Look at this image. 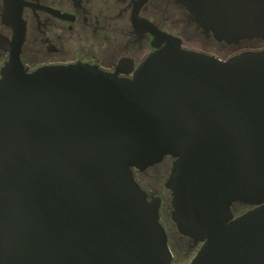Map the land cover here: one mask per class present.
Segmentation results:
<instances>
[{"label":"water","instance_id":"obj_1","mask_svg":"<svg viewBox=\"0 0 264 264\" xmlns=\"http://www.w3.org/2000/svg\"><path fill=\"white\" fill-rule=\"evenodd\" d=\"M175 2L217 42L264 40V0ZM21 7L4 0L0 264H173L160 198L132 173L164 156L170 218L199 244L188 264H264V48L221 59L152 27L131 77L28 71Z\"/></svg>","mask_w":264,"mask_h":264},{"label":"flooded vegetation","instance_id":"obj_2","mask_svg":"<svg viewBox=\"0 0 264 264\" xmlns=\"http://www.w3.org/2000/svg\"><path fill=\"white\" fill-rule=\"evenodd\" d=\"M20 1L24 38L19 57L28 71L43 65L83 62L117 72L121 77H131L135 68L154 50V36L149 30L152 27L179 38L181 47L206 54L209 53L189 44L193 38L188 36L187 28L192 26L204 39H213L211 34H204L197 27L188 11L175 0ZM3 16L4 0H0V68L9 56L3 48L5 39L10 40L12 36V29L4 23ZM172 161L171 156H164L159 163L144 170L132 168V173L147 199L160 198L159 220L167 233L169 248L174 241L194 249L195 253L199 244L180 234L170 218L171 196L164 182ZM150 169L162 173V184L158 185L149 174ZM247 208L239 203L232 205L236 213ZM162 214L167 216L172 231L162 221Z\"/></svg>","mask_w":264,"mask_h":264},{"label":"rangeland","instance_id":"obj_3","mask_svg":"<svg viewBox=\"0 0 264 264\" xmlns=\"http://www.w3.org/2000/svg\"><path fill=\"white\" fill-rule=\"evenodd\" d=\"M187 30L188 36L193 38V40L189 42L190 45L221 59H225L243 50H258L264 48V40L261 39L243 40L237 44L227 45L224 43H217L213 39H204L192 26H188ZM194 37L197 38L195 39ZM148 172L154 176V180L158 185L162 184V181L164 180L162 173H155L154 169H150ZM164 210H166V208H164ZM162 221L169 231H172L167 216L164 214H162ZM170 248L173 253V264H188L191 257L194 255V249H189L184 244H178L174 241L171 243Z\"/></svg>","mask_w":264,"mask_h":264}]
</instances>
